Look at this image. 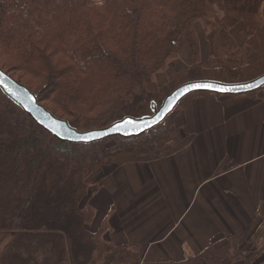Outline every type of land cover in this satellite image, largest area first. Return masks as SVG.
Segmentation results:
<instances>
[{"label": "trees", "instance_id": "16d2710c", "mask_svg": "<svg viewBox=\"0 0 264 264\" xmlns=\"http://www.w3.org/2000/svg\"><path fill=\"white\" fill-rule=\"evenodd\" d=\"M263 3L0 0V68L25 77L38 102L73 128L102 129L127 116H148L152 103L160 106L161 88L151 86L150 78L172 54L183 53L189 67L200 57L197 24L207 55L223 64L201 67L202 74L191 67L176 87L199 80L242 83L262 75ZM239 35L243 46L236 44ZM241 50L244 63L237 58ZM163 125L131 139L147 137L156 145L167 133L160 131ZM115 139L129 140L61 142L0 92V264H91L96 252L122 249L101 241L106 226L96 229V210L86 204L112 169L109 142ZM59 143L69 150L57 152ZM207 251L183 264H220Z\"/></svg>", "mask_w": 264, "mask_h": 264}, {"label": "crops", "instance_id": "0c3cea01", "mask_svg": "<svg viewBox=\"0 0 264 264\" xmlns=\"http://www.w3.org/2000/svg\"><path fill=\"white\" fill-rule=\"evenodd\" d=\"M174 114L167 155L113 154L99 194L117 202L97 208L96 194L91 204L96 229L106 226L101 241L122 249L96 252L91 264H183L209 249L220 264L257 257L264 244V99L258 92L197 93Z\"/></svg>", "mask_w": 264, "mask_h": 264}, {"label": "water", "instance_id": "95a60500", "mask_svg": "<svg viewBox=\"0 0 264 264\" xmlns=\"http://www.w3.org/2000/svg\"><path fill=\"white\" fill-rule=\"evenodd\" d=\"M196 85L207 87H195ZM262 88H264V73L250 81L233 84L209 80L191 81L171 91L160 106L152 103L149 116L140 118L127 116L102 129L80 132L66 120L54 116L38 102L34 93L0 68V92L44 131L61 142L73 145H90L115 137L123 139L140 137L162 125L180 103L193 94L237 96L254 93ZM249 264H264V252Z\"/></svg>", "mask_w": 264, "mask_h": 264}, {"label": "rangeland", "instance_id": "374dc122", "mask_svg": "<svg viewBox=\"0 0 264 264\" xmlns=\"http://www.w3.org/2000/svg\"><path fill=\"white\" fill-rule=\"evenodd\" d=\"M263 6H264V3H263ZM189 30L192 31L191 28H189ZM195 30H196V34H198V36L200 38L197 41V44H200V48H199L200 57H198L197 60L192 62L193 65L191 67L194 68L196 71H198L200 74H202L204 71H206L205 69H201V67H203V68L207 67V68H210V70H215L216 68H219L223 64V61L218 60V59H212V56L207 55V45L205 46V42H206L205 40L206 39H203V37H202L204 35V33H203V30H202L200 24H197L195 26ZM235 38H236L235 41H236L237 46H243L244 45V37L242 35L235 36ZM242 50H246V49H242ZM242 50L237 57L239 60V63L240 62L244 63V61L247 57V54L245 52H243ZM182 54L183 53H180L179 58H177L175 54H172L171 56H169L165 61L164 67L160 71L154 73L152 75V77L150 78V85L151 86L153 85V87L161 88L163 99L169 94V92L172 89L174 90V88L176 87V85L178 83H180V82H182V80H184V79L186 80L188 78V71L190 69H192L191 67H189L190 66L189 64L188 65L186 64L187 62L182 61L183 60ZM222 59H223V57H222ZM224 59H228V58H224ZM230 60H231V58H230ZM0 63L3 64L2 61H0ZM4 69L7 70L6 68H4ZM5 72H8V71H5ZM211 72H213V71H207V73H211ZM8 74L11 77H13L16 81H18V82L20 81L19 83L22 85H24L23 83H25V84L27 83L26 78L19 75V74L11 75V73H9V72H8ZM48 108L50 110L53 109L52 103L49 104ZM174 115L168 121L165 120V122H164L165 124L164 123H163L164 125L162 124L163 125L162 129L160 128L161 129L160 131H163L164 129L167 130V133L162 135L160 140L156 143V145L163 144L162 148H157L156 145H153L150 141H148L150 139L147 137L138 138V140L137 139H134V140L129 139L127 141H123V140L120 141V140L115 139V140H112L109 142L110 153H112V155L115 153L128 154V153H132L134 150L141 149V150H146L148 152L150 151L151 154H153L155 157L159 156V155H167V153H168L167 151L169 150V147H170L169 141L172 137L171 126H173V120L175 117ZM61 119H63V118H61ZM63 120H66V119H63ZM78 131L85 132V131H81V130H78ZM158 136H159V134H158ZM55 150L57 152H59V151L65 152V150H69V147H68V145H64V144L59 143L55 146ZM127 150H128V152H125ZM103 182L104 181H102L100 183L101 187H103ZM109 188H110V190L112 189L111 186H109ZM95 189H96V187H94L93 191H95ZM96 194H98L97 197H98V201L100 204V205H96L97 208H100L102 206L103 209H106V205H108L109 203L114 204L117 202L116 201L117 199H114L112 196H109L107 194V192L99 194L98 189L93 194L92 199L95 198ZM120 197L122 198V196H120ZM91 201H92L91 199H88L86 204L92 205ZM92 206H95V205H92ZM95 217H96V215H95ZM207 252L208 251L206 250L205 253H207ZM209 252L212 255V252L210 251V249H209ZM263 252H264V244L262 245L261 249L258 251L257 257L260 256ZM202 255H200V256H202ZM257 257H255L251 260H245L244 259V261H249L248 263H250L251 261H253ZM194 258H196V257H193V259Z\"/></svg>", "mask_w": 264, "mask_h": 264}, {"label": "built area", "instance_id": "2783aa9c", "mask_svg": "<svg viewBox=\"0 0 264 264\" xmlns=\"http://www.w3.org/2000/svg\"><path fill=\"white\" fill-rule=\"evenodd\" d=\"M260 97L264 99V88L259 91Z\"/></svg>", "mask_w": 264, "mask_h": 264}, {"label": "snow or ice", "instance_id": "6c2138e0", "mask_svg": "<svg viewBox=\"0 0 264 264\" xmlns=\"http://www.w3.org/2000/svg\"><path fill=\"white\" fill-rule=\"evenodd\" d=\"M195 87H207V86L196 85Z\"/></svg>", "mask_w": 264, "mask_h": 264}]
</instances>
